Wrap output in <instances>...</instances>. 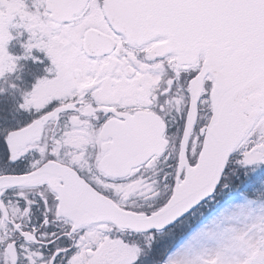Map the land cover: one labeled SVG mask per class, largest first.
<instances>
[{"label": "snow or ice", "instance_id": "6c2138e0", "mask_svg": "<svg viewBox=\"0 0 264 264\" xmlns=\"http://www.w3.org/2000/svg\"><path fill=\"white\" fill-rule=\"evenodd\" d=\"M253 172L264 0H0V264H264V211L165 260Z\"/></svg>", "mask_w": 264, "mask_h": 264}, {"label": "rangeland", "instance_id": "374dc122", "mask_svg": "<svg viewBox=\"0 0 264 264\" xmlns=\"http://www.w3.org/2000/svg\"><path fill=\"white\" fill-rule=\"evenodd\" d=\"M244 179H246V177H244ZM253 201H255V205L250 203ZM229 206L235 207L232 208ZM211 207H216L218 210L217 213L211 218L205 220V222L200 225L191 235H189V237L182 241L181 245L177 249L185 247L187 245L186 241H188L198 229L208 225V222L212 220L213 217H216L221 212V209L229 207V210L221 215L219 219L215 220L210 228H205L204 232L201 233L199 237H197L200 239L201 244L207 248L212 255H215L219 244L223 241L227 234H230L233 230L237 232H244L245 226L253 223V221L249 219L250 214L255 212L256 215H259L262 211H264V199L255 200L248 198L245 195L237 194L233 197H230L224 203V205L219 206L217 203H215Z\"/></svg>", "mask_w": 264, "mask_h": 264}, {"label": "trees", "instance_id": "16d2710c", "mask_svg": "<svg viewBox=\"0 0 264 264\" xmlns=\"http://www.w3.org/2000/svg\"><path fill=\"white\" fill-rule=\"evenodd\" d=\"M256 172H259L261 171L260 168H257L255 170ZM252 175H255V172L253 173H249V174H246L244 177H246V180L249 181L250 179V176ZM244 177H242L240 179V182H238L234 187H232L231 189L229 190H225L223 193H221L220 195H218L214 202L212 203H209L201 212V214L195 216V217H190L186 223L182 226V228H178L176 231H175V234L174 236L171 238L169 244H168V249H170L168 251V255L165 256V260L168 258V256L170 255V253L172 252L173 250V246H176L180 240V238L187 234L192 228H194L202 219L205 215L209 214L212 209L211 206L215 203H217L218 205L223 203L224 201H226V198L231 195V194H234V193H237L239 191V189L243 188L244 186ZM264 185H263V182H260L258 186H253V190L252 191H245V193L254 198V199H258V200H261V199H264Z\"/></svg>", "mask_w": 264, "mask_h": 264}, {"label": "clouds", "instance_id": "9594fccd", "mask_svg": "<svg viewBox=\"0 0 264 264\" xmlns=\"http://www.w3.org/2000/svg\"><path fill=\"white\" fill-rule=\"evenodd\" d=\"M229 207L234 208L235 206H229ZM229 207H226L225 209H221V212H220L216 217H213V219L210 220V221L208 222V225L202 227L201 229H198L197 232L194 233L193 236L190 237L188 241H186V243H187V244L190 243V242H193V243H194L193 238H194V237H199V236L201 235V233L204 232L205 228H210V226L213 224V222H214L215 220L219 219V217H220L221 215H223L226 211L229 210Z\"/></svg>", "mask_w": 264, "mask_h": 264}]
</instances>
